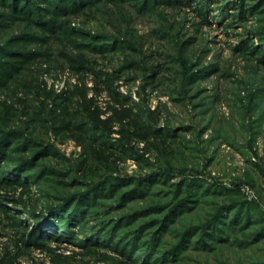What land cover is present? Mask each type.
<instances>
[{
	"label": "rangeland",
	"instance_id": "1",
	"mask_svg": "<svg viewBox=\"0 0 264 264\" xmlns=\"http://www.w3.org/2000/svg\"><path fill=\"white\" fill-rule=\"evenodd\" d=\"M12 1L0 264H264V0Z\"/></svg>",
	"mask_w": 264,
	"mask_h": 264
},
{
	"label": "trees",
	"instance_id": "2",
	"mask_svg": "<svg viewBox=\"0 0 264 264\" xmlns=\"http://www.w3.org/2000/svg\"><path fill=\"white\" fill-rule=\"evenodd\" d=\"M48 4V0H45ZM65 0H61V3L59 4L61 8H63ZM86 0H73L71 1V4L75 7L76 3H83ZM13 6L15 7V10H20L21 6H24L22 10H28V9H32V11L30 13H36V16H39V11H36L35 8V3L32 0H13ZM63 2V3H62ZM54 6V5H53ZM52 6V7H53ZM54 7H57L56 5ZM47 8V7H46ZM50 8H47V10ZM20 10V12L22 11ZM35 10V11H33ZM108 183L106 181L104 182H97L93 185L94 190L99 191L105 188V185H107ZM92 192V190H90ZM76 205L70 207L69 205H66L65 203L62 205H51L49 208L50 210V214L47 215V217L43 220L44 222L51 224V225H57L58 227H62L63 225L72 222V220H74L75 216L81 213V209H79L80 204H78V201H76ZM185 202V201H184ZM186 205V204H182ZM179 209V208H178ZM33 212H35V209H33ZM35 216L38 218L40 217L37 213H35ZM44 217V216H43Z\"/></svg>",
	"mask_w": 264,
	"mask_h": 264
}]
</instances>
